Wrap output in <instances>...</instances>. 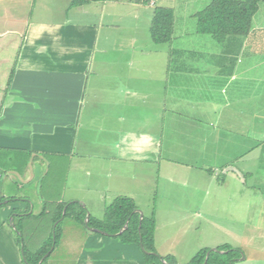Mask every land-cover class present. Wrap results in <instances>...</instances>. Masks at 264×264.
<instances>
[{"label":"crops","instance_id":"1","mask_svg":"<svg viewBox=\"0 0 264 264\" xmlns=\"http://www.w3.org/2000/svg\"><path fill=\"white\" fill-rule=\"evenodd\" d=\"M136 1L96 0L72 6L71 0H0V264H27L16 226L32 245L40 217L51 220L59 203L83 201L75 177L67 182L71 173H83L85 165L73 163L74 157L60 161L73 155L79 142L91 148L95 142L107 144L109 137L116 139L115 159L120 161L108 162L113 172L106 188L108 203L126 196L136 205L133 212L154 217L157 254L184 264L178 258L190 247L188 240L175 243L184 239L178 225L183 217L187 223L194 218L188 232H203L205 222L227 236L220 244L235 248L229 240L243 236L240 224L246 223V216L242 222L235 216L242 215L239 205L245 200L255 211L252 230L259 234L254 241L260 242L264 215L260 4L250 33L223 42L198 33L192 22L189 32L175 33L173 10L172 39L159 44L149 36L155 0ZM180 7L185 10L187 5L181 2ZM168 55L172 65H167ZM95 129L94 137L88 131ZM165 136L181 140L166 144ZM161 153L170 156L167 163L152 166ZM9 156L16 161L13 167L2 161ZM66 167L65 182L58 183L55 177L46 186L40 182L49 171ZM152 167L157 170L154 180L163 185L154 192L151 177L140 179ZM223 171L218 186L232 187L234 194L225 197L235 198L237 204L218 225L210 195L215 175ZM61 185L77 196L64 200ZM54 188L56 197L49 194ZM102 200L103 212L104 196ZM145 200L147 207L142 208L138 202ZM80 213L73 208L71 217ZM44 244L33 246V252ZM80 250L73 264H146L138 244L94 230L87 229Z\"/></svg>","mask_w":264,"mask_h":264},{"label":"rangeland","instance_id":"2","mask_svg":"<svg viewBox=\"0 0 264 264\" xmlns=\"http://www.w3.org/2000/svg\"><path fill=\"white\" fill-rule=\"evenodd\" d=\"M122 1V0H120ZM130 1V3L137 4L138 2L136 0H127ZM209 0H206L204 3L202 0H155V6H168L171 8H174L175 12L177 13V16L175 20L177 21L178 25H174V32L175 33H181V30L185 32H189L187 26L189 22H192L191 27L193 25L194 29H197V22L195 18L196 12L200 11L202 9L203 5H206ZM181 2H185L187 5V8L183 10V8L180 7ZM198 7V9L193 12ZM193 12L192 15L190 13ZM259 15L264 18V0H261L260 2V8H259ZM256 22V20H255ZM150 36V34H149ZM173 36V27H172V35L171 39ZM209 36V35H207ZM171 41V40H170ZM169 41V42H170ZM161 44V43H159ZM163 44H167V42H163ZM172 60L170 59V56L168 55L167 57V65H170ZM172 65V64H171ZM163 119H165L163 115ZM97 126V125H96ZM89 133L92 134V136H97V129L95 131H88ZM94 136V137H95ZM171 141H170V140ZM96 140V139H95ZM102 140V138H101ZM116 139L109 137L108 142L106 143H101V142H95L92 144L91 148H86L82 143L79 142V145L74 148V153L71 156L67 157V160L64 159L60 162H71L73 157V163L77 162L80 164L85 165V170L82 171L80 170L77 175H71L68 178L69 180H72L74 177L76 179V184L77 188H80V198L83 199L82 202L80 201H74L72 200V203H78L87 212L92 213L91 217L93 218V221L91 224L96 225L101 227L102 229H108L109 224H106V222H103V218L105 216V211L107 209L108 200L107 198L109 197V194L106 195V193H110V190H106L108 187V184H110L113 180V172L112 169L108 166V162H112V158L116 161H120V158L115 159L117 156L116 149H115V143L114 142ZM165 143L166 144H171L174 142H179L181 139L176 138L174 136L171 137H164ZM48 162L54 163L52 161V156H47ZM167 158H170V156L161 153L160 158L158 159L159 162H155L152 164V166H160V168L167 163ZM2 161H4L6 164H4L6 167H13V163L16 162L13 158L10 156L7 158H3ZM72 163V164H73ZM66 165V163L64 164ZM99 167V168H97ZM156 168V167H155ZM151 171H148L147 173H144L140 176V179L142 180L145 178H150L151 177V182H150V190L155 191V190H160L162 189L163 185L161 181H155V177H157V170L150 169ZM67 171V167L64 168L61 171H49V173L46 175L45 180L43 179L42 183H44V186H46V183L49 180H53L55 178H59L58 183L63 182L66 178L64 177ZM6 172V171H5ZM159 174L162 176V172L160 171ZM226 174V171H223L221 174L215 175L214 177V183H213V190L212 194L210 197L214 199V206L213 209L215 208V213H214V222L218 225L221 223V218L222 216L225 215H231L229 213H232V210L237 204V201L235 198H231V200L227 197L226 195L232 196L234 193L230 192L232 190V187H227L223 188L218 186V184L223 180L224 175ZM67 176V175H66ZM247 176V175H245ZM108 179V180H107ZM45 181V182H44ZM65 182V181H64ZM247 182H249V178H247ZM42 185V184H41ZM57 187V186H56ZM62 187V193L64 194L65 199H67L66 196H77L75 193H73L72 189H65L63 185L59 186ZM76 188V189H77ZM48 190V187H47ZM44 192V190L42 189ZM57 191L56 188L52 189L49 191V194L52 196L56 197L58 195V191L56 195L54 194ZM95 196L97 199L95 200ZM103 196L106 199V206L104 208V211L102 212L101 205L103 204V200L101 201V198ZM107 197V198H106ZM141 200V199H139ZM67 203H69L67 201ZM139 204H141L142 208L147 207L146 206V200L145 201H139ZM51 203L45 204V209H48ZM261 205L260 207H262ZM74 208H78L80 210V206L74 205ZM237 210V208H236ZM239 210L241 211L240 213L242 214L241 216H235L237 220H240V222L243 221V216H246V223L244 225L240 224V228L243 231V236L236 237L233 240L229 241H234L235 245H233L235 248H232L229 244H220L223 241V237L226 236L225 234H222L221 230L218 229V227H213V230L210 229L212 225L207 226L205 224V229L203 232H197L193 229L188 232L190 224L194 222V218H190L189 223H187V218H178V225L180 227V231L183 232V235H180V237L184 238L181 240H178V242H175L178 246L180 244H184L188 240V248L184 253H182L181 258H178L179 260H182L183 263H187L192 256H194L198 251L201 249H207L208 253H212L213 251L217 252H224L221 247L223 245H228L230 249H234V254L232 255V258L230 259V263L232 264H264V215L261 216V238L260 242L254 241V236L259 235L253 232L252 228L254 225V217L252 216L255 214V211L253 210V207L250 209V200H245L239 205ZM264 211V208L262 209ZM102 212V213H101ZM100 213V214H98ZM98 214V215H97ZM71 211L68 212L67 215L61 218L57 228H56V242L53 250L48 254L43 262V264H73L75 261V258H77V255L80 253L81 245L84 241L85 235L87 234V229L90 226H87L85 224V219L86 215L84 216V225L76 220L75 218L71 217ZM234 216V215H232ZM234 217V218H235ZM233 218V217H232ZM254 218V219H253ZM89 219V218H88ZM200 219V218H199ZM39 220L43 222V225L40 221L36 222V228L34 229L32 235H31V241L32 245L28 244L26 238H22L23 242L22 244L25 245V249L28 251H33L39 244L42 242H49L50 236L54 239V229L52 228V221L48 219V217H40ZM45 222H47L45 224ZM213 223V221H212ZM101 230V229H100ZM103 231V230H102ZM227 237V236H226ZM165 239H169L168 236H164ZM213 243H219V244H213ZM199 245V246H197ZM35 246V248H33ZM202 246V247H201ZM49 250V251H50ZM167 256V255H163ZM208 254L206 253L204 262L206 261V257ZM211 257L215 258V260L219 259H226L225 255L223 254H216L212 253ZM175 259V258H174ZM176 261V260H175ZM212 264V263H210Z\"/></svg>","mask_w":264,"mask_h":264},{"label":"trees","instance_id":"3","mask_svg":"<svg viewBox=\"0 0 264 264\" xmlns=\"http://www.w3.org/2000/svg\"><path fill=\"white\" fill-rule=\"evenodd\" d=\"M96 0H71V5H80ZM261 0H209V2L195 14L198 33L211 35L216 41L223 42L230 37L243 38L247 36L251 31L252 18L259 8ZM173 27V9L168 6H156L154 7L150 26L149 34L151 40L155 43L169 42L171 40ZM74 205L79 206L78 203L63 202L57 205V209L51 218L52 226L57 222L54 227V239L52 236L49 238V242L44 244L41 248L35 250V252L26 250L25 245L22 244L23 239L20 235L21 229L17 226L15 230L20 234H17V241L22 246L23 258L27 264H43L47 255H45L50 247L55 246L56 242V228L62 217L72 213ZM66 206L63 213V207ZM105 216L103 222L109 224L108 229H102L99 226L91 224L93 218L89 215L87 225L92 228L101 229L103 233L111 237H120L124 243H136L140 246L144 252V258L146 264H177L174 257L171 255L161 256L156 253L154 247V231L155 222L152 215H143L141 220L137 212H133L136 209V205L133 200L126 196L116 197L109 205L106 206ZM80 215H76V219L84 225V216L86 210L81 207ZM43 210L42 213H45ZM41 213V214H42ZM127 221L126 228L119 233L125 222ZM141 221V222H140ZM221 249L224 252L219 253L213 251L212 253L224 254L226 259H217L211 257L212 253L208 254L207 260L204 263V258L207 253V249H201L192 258L184 264H232L230 259L234 254V249H230L229 246H222ZM45 255V256H44ZM41 260V261H40Z\"/></svg>","mask_w":264,"mask_h":264},{"label":"water","instance_id":"4","mask_svg":"<svg viewBox=\"0 0 264 264\" xmlns=\"http://www.w3.org/2000/svg\"><path fill=\"white\" fill-rule=\"evenodd\" d=\"M64 211H65V208H64ZM138 212H139V214H140V220H141V218H142V212L140 211V210H138ZM88 218H89V212H86V219H85V224H87V222H88ZM57 222L58 221H56L55 223H54V227H55V225L57 224ZM141 222V221H140ZM88 226V225H87ZM126 226H127V221L125 222V224L123 225V227L121 228V230L119 231V233H121L125 228H126ZM89 230H94V231H96V232H101L102 233V231L101 230H99V229H97V228H92V227H89L88 228ZM103 234H105V233H103ZM207 254H209L208 252H207ZM208 257V256H207ZM207 257H206V260H207ZM205 263V262H204ZM203 263V264H204Z\"/></svg>","mask_w":264,"mask_h":264},{"label":"built area","instance_id":"5","mask_svg":"<svg viewBox=\"0 0 264 264\" xmlns=\"http://www.w3.org/2000/svg\"><path fill=\"white\" fill-rule=\"evenodd\" d=\"M151 3H152V1H151Z\"/></svg>","mask_w":264,"mask_h":264}]
</instances>
